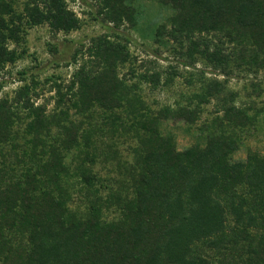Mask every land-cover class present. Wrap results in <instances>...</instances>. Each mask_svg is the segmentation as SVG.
I'll list each match as a JSON object with an SVG mask.
<instances>
[{"label": "trees", "instance_id": "trees-1", "mask_svg": "<svg viewBox=\"0 0 264 264\" xmlns=\"http://www.w3.org/2000/svg\"><path fill=\"white\" fill-rule=\"evenodd\" d=\"M96 1L98 17L115 29L141 18L137 0ZM158 1L173 13L157 34L186 48V65L200 57L223 80H202L187 103L154 110L140 83L157 88L162 71L133 69L138 80L129 82L120 71L135 60L129 39L104 32L75 47L79 66L68 83L52 82V108L36 102L35 78L1 98L0 264H264V154L234 158L264 106L237 104L227 87L238 69H264V0ZM42 24L55 35L82 21L66 0H26L22 11L0 0V67L25 52L16 50L25 27ZM176 76L173 69L164 83ZM251 87L249 96L264 95L259 83ZM213 99L204 144L178 149L164 121L195 124ZM98 116L99 128L91 122ZM104 133L135 143L129 165L107 145V159L125 171L119 177L93 170ZM109 211L117 219H106Z\"/></svg>", "mask_w": 264, "mask_h": 264}, {"label": "rangeland", "instance_id": "rangeland-1", "mask_svg": "<svg viewBox=\"0 0 264 264\" xmlns=\"http://www.w3.org/2000/svg\"><path fill=\"white\" fill-rule=\"evenodd\" d=\"M25 1L15 0L18 10L22 11ZM66 3L81 19V28L68 33L61 31L54 35L48 24L26 26L22 40L16 47L17 53L22 55L24 50L25 52L15 61L0 67V82H4V87L0 90V99L5 96L14 97L19 88L35 78L39 82L37 91L40 93L36 102L49 101V108H52L55 94V91L50 89L52 82L68 83L72 72L79 66V63L72 62L75 47L87 42L90 36L104 32L112 35L118 33L129 39L127 47L135 60L122 66L120 70L126 74L129 82L138 80L131 73L133 69L140 73L150 66L162 71V83L157 88L153 89L147 83H140L143 99L154 110L166 105L175 106L179 103H187L194 93L200 91L202 80L214 76L223 80V76L215 75L212 66L200 57L196 58L194 65H186L190 60L185 54L186 48L171 41L165 34H157V28L167 22L173 13V9L163 6L158 0H137L135 6L142 12L137 25L135 27L125 25L119 29H115L111 23L104 22L98 17L96 0H66ZM110 37L111 40L116 39L115 36ZM52 45L56 46V51L51 48ZM14 46H16L14 42L9 40V50H12ZM81 58L82 56L79 55V62ZM173 69L177 71L178 76L173 81L164 83L166 76ZM23 70L26 71V74L25 78L21 79L19 72ZM188 79L191 80V83L187 81ZM252 80L263 88L264 69L257 73L238 69L227 83V87L238 94L237 104L249 105L253 103L259 108L264 106V95L260 97L248 95L252 92ZM214 102L215 99L203 106L202 117L195 124L190 125L182 120H165L162 131L164 134L173 136L177 148L180 150L195 143L204 144L206 131L202 128L213 117ZM91 122L94 126L101 127V116L94 118ZM101 131L103 132V130ZM102 135V144L99 145V155L93 164V170L105 178L119 177L125 171L118 169L117 158L107 159V145H112L113 149L118 152V158L129 165L134 160L132 148L135 143L130 136H107L105 133ZM251 150L264 154V113L260 115L255 127L246 130L241 148L235 153L234 158L243 160ZM73 158L72 154L67 157V163L70 166L75 165L72 161ZM105 217L108 220L117 219V213L109 211L106 212Z\"/></svg>", "mask_w": 264, "mask_h": 264}]
</instances>
